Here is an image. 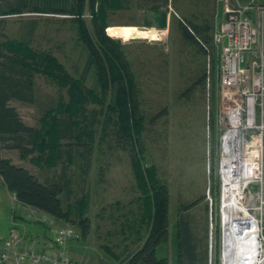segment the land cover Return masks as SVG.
<instances>
[{"label": "rangeland", "instance_id": "obj_1", "mask_svg": "<svg viewBox=\"0 0 264 264\" xmlns=\"http://www.w3.org/2000/svg\"><path fill=\"white\" fill-rule=\"evenodd\" d=\"M14 1L0 0V48L23 55L28 49L36 54H51L71 76L78 78L84 67V54L70 18L31 9L2 15L1 11L5 12ZM95 11L99 23L106 25V34L124 45L145 117L141 136L145 163L155 166L158 178L169 188V237L159 254L167 256L172 264L177 206L197 203L189 213L199 237L206 235L211 264H222L224 179L219 159V52L213 47L210 55L201 54L197 46L182 37L179 26L180 18L206 20L212 24L214 33L224 19L222 0H97ZM84 18L92 34L89 13ZM32 22L35 26L29 35ZM203 75L205 82L201 88L196 81ZM92 83L89 75L85 86L90 87ZM193 84L196 88L187 95L186 89ZM31 92L33 103L12 101L10 106L26 126L40 132L45 147L41 146L44 148L41 150L40 145L36 148L29 145L27 149L32 151L25 156L4 148L2 157L26 168L43 183L59 182L63 174V184L68 183V203L75 210L73 218L79 209L90 221L91 229L82 238L74 224L30 207H19L0 184V243L9 237L13 227L23 241L30 238L28 244L35 233L50 244L55 229L72 227L77 238L66 248L72 264H114L107 248L115 254H121L125 246L133 249L132 241L145 232L144 197L134 177L130 156L112 143L110 149L104 148V153L93 154L88 161L80 156L85 147L76 140L61 141L51 149L45 138L46 131L50 130V118L46 121L44 111L51 106L55 110L52 116L60 117L62 113L56 108L59 101L66 102V92L56 81L40 73L34 75ZM93 107L91 104L87 108ZM250 192L253 198L247 191L243 195L242 191L239 204H244L248 213L257 219L258 241L264 249V206L261 212L259 188L253 187ZM18 215L24 216L25 221H19ZM13 218L18 220L17 225ZM30 246L41 248L37 243Z\"/></svg>", "mask_w": 264, "mask_h": 264}, {"label": "trees", "instance_id": "obj_2", "mask_svg": "<svg viewBox=\"0 0 264 264\" xmlns=\"http://www.w3.org/2000/svg\"><path fill=\"white\" fill-rule=\"evenodd\" d=\"M96 2L15 0L5 12L1 11L2 15H10L31 9L36 13L68 16L84 54V67L78 79L71 76L51 54H36L28 49L23 55L0 48V179L19 204L76 225L82 238L89 234L91 225L84 213L78 209L73 218L75 210L68 203V183L63 184V174L59 182L43 183L26 168L2 157L4 148L17 150L25 156L32 151L27 149L29 145L32 148L38 145L45 147L40 132L26 126L16 109L10 106L12 101L34 102L31 83L34 75L40 73L56 81L67 96L66 102H58L56 110L62 113L60 117L52 116L55 110L51 106L44 111L46 121L50 118V130L46 131L45 138L51 149L52 145L57 147L61 141L76 140L85 147L80 156L86 161L93 154L104 153V148L110 149L112 144L130 156L134 177L144 197L142 223L145 222V232L132 241L133 249L125 246L121 254H115L107 248L114 264H171L167 256L159 254L160 247L169 237V188L165 181L158 178L155 166L145 163L141 139L145 117L140 109L139 88L125 57L124 45L106 34L104 22L99 23ZM86 13L91 17L92 34L84 18ZM34 26L35 22H32L29 35ZM179 26L182 37L197 46L201 54L213 53V26L209 21L180 18ZM3 51L6 53L3 54ZM89 75L93 78V85L87 87L85 82ZM204 82L205 75L200 76L196 84L204 88ZM195 88L194 84L189 86L186 94H191ZM91 104L95 108L88 109ZM69 154L66 155L68 159ZM196 204L179 203L177 206L172 264H211L206 235L199 237L198 228L189 213Z\"/></svg>", "mask_w": 264, "mask_h": 264}, {"label": "built area", "instance_id": "obj_3", "mask_svg": "<svg viewBox=\"0 0 264 264\" xmlns=\"http://www.w3.org/2000/svg\"><path fill=\"white\" fill-rule=\"evenodd\" d=\"M222 3L224 19L212 35V43L219 52L220 169L240 182L243 195L247 191L253 198L250 190L258 187L262 211L264 0H222ZM76 238L72 227L57 228L49 247L30 248L13 227L9 237L0 243V264H72L66 248Z\"/></svg>", "mask_w": 264, "mask_h": 264}, {"label": "bare ground", "instance_id": "obj_4", "mask_svg": "<svg viewBox=\"0 0 264 264\" xmlns=\"http://www.w3.org/2000/svg\"><path fill=\"white\" fill-rule=\"evenodd\" d=\"M223 179L224 264H264V249L258 241V221L244 204H239L243 187L225 172Z\"/></svg>", "mask_w": 264, "mask_h": 264}, {"label": "crops", "instance_id": "obj_5", "mask_svg": "<svg viewBox=\"0 0 264 264\" xmlns=\"http://www.w3.org/2000/svg\"><path fill=\"white\" fill-rule=\"evenodd\" d=\"M0 184L4 187V185H3V183H2V180L0 179ZM4 189H5V191H7L6 190V188L4 187ZM7 193H9L8 191H7ZM11 196H13L11 193H9ZM16 202V201H15ZM16 205L17 206H19V207H22V208H24V207H28V206H24V205H21V204H19L18 202H16ZM31 208V207H30ZM32 209H34V208H32ZM34 210H36V209H34ZM36 211H38V210H36ZM40 213H41V211H39ZM18 220L19 221H21V222H23V221H25L23 218H24V216H22V215H18ZM17 220V219H16ZM15 219H14V222H15V224L17 225V221H16ZM30 228V227H29ZM32 235V234H31ZM32 236H34V239L33 240H31L30 242H29V244H28V240H30V238L29 239H27V240H25L24 241V244H25V246H29V247H32V246H30V245H33L34 243H37V245L39 246V247H41V248H43V247H48L49 245H51V243L49 244V242H47V240L45 239V240H43L44 239V237L42 236V235H40L39 233H35V235H32ZM50 240H51V238H50ZM39 242H40V244H39ZM44 245V246H43Z\"/></svg>", "mask_w": 264, "mask_h": 264}, {"label": "water", "instance_id": "obj_6", "mask_svg": "<svg viewBox=\"0 0 264 264\" xmlns=\"http://www.w3.org/2000/svg\"><path fill=\"white\" fill-rule=\"evenodd\" d=\"M222 237H223L222 239L224 240V228L223 227H222ZM223 240H222V258H221L222 264H224V259H223L224 242ZM210 253H211V246H210Z\"/></svg>", "mask_w": 264, "mask_h": 264}]
</instances>
